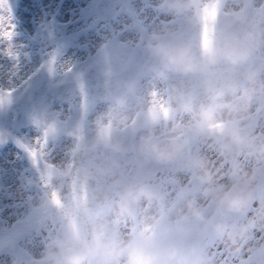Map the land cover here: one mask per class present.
Wrapping results in <instances>:
<instances>
[{
  "label": "clouds",
  "instance_id": "clouds-1",
  "mask_svg": "<svg viewBox=\"0 0 264 264\" xmlns=\"http://www.w3.org/2000/svg\"><path fill=\"white\" fill-rule=\"evenodd\" d=\"M133 29L97 46L94 106L60 65L79 114L32 118L29 264H264V0H142Z\"/></svg>",
  "mask_w": 264,
  "mask_h": 264
},
{
  "label": "flooded vegetation",
  "instance_id": "flooded-vegetation-1",
  "mask_svg": "<svg viewBox=\"0 0 264 264\" xmlns=\"http://www.w3.org/2000/svg\"><path fill=\"white\" fill-rule=\"evenodd\" d=\"M141 6L142 0H5V26L9 20L14 25L12 40L0 39V91L13 93L0 106L5 125L10 121L15 130L18 106H25L29 116L34 117L36 108L43 106L40 97L62 103V118L67 121L79 114L81 98L74 78L63 73L60 65L73 66L83 76L89 103L94 106L96 79L88 69L90 60L106 38L135 39L133 21ZM9 46L14 56L7 54ZM53 52L58 66L50 70L45 62ZM61 83L65 102L53 99L49 93ZM30 183L37 186L35 180Z\"/></svg>",
  "mask_w": 264,
  "mask_h": 264
},
{
  "label": "rangeland",
  "instance_id": "rangeland-1",
  "mask_svg": "<svg viewBox=\"0 0 264 264\" xmlns=\"http://www.w3.org/2000/svg\"><path fill=\"white\" fill-rule=\"evenodd\" d=\"M56 76L60 77V75ZM55 81L53 80L52 83ZM39 100H43L42 108H36L39 114L61 117L65 114V106L62 103L48 101L41 97ZM5 128L15 136L20 144L19 149L9 142L0 145V264H29V254L32 251L28 250L27 253L22 241L27 237H34L35 229L47 211L40 202L39 172L25 148L22 147V145L30 146L37 132L34 126L15 131L10 121L6 122ZM47 154L53 161L60 158L61 142L58 138L52 142ZM7 177L11 179V185L19 191L20 196L23 195L25 202L20 204L18 200H12L13 208L19 205L22 206V210H18L11 219L6 220L1 217V212L9 187ZM30 180H35L37 186H33Z\"/></svg>",
  "mask_w": 264,
  "mask_h": 264
},
{
  "label": "bare ground",
  "instance_id": "bare-ground-1",
  "mask_svg": "<svg viewBox=\"0 0 264 264\" xmlns=\"http://www.w3.org/2000/svg\"><path fill=\"white\" fill-rule=\"evenodd\" d=\"M9 175V174H7ZM8 178V177H7ZM9 187L7 189V196L3 202V209L1 212V217L4 219H11L13 215L18 211L22 210V206H16V208H13V202L12 200H18L20 204H23L22 202H25L23 195L20 196V193L17 189L14 188L13 185H11V179L8 178ZM24 247L29 251H33L35 249V240L34 237H27L23 239L22 241Z\"/></svg>",
  "mask_w": 264,
  "mask_h": 264
},
{
  "label": "snow or ice",
  "instance_id": "snow-or-ice-1",
  "mask_svg": "<svg viewBox=\"0 0 264 264\" xmlns=\"http://www.w3.org/2000/svg\"><path fill=\"white\" fill-rule=\"evenodd\" d=\"M6 11H8V9H6L5 7V0H0V39L10 42L12 40L13 33H14V25H12L9 20V22L7 23V26H5V21L7 18L3 13H5ZM6 51L10 57L14 56L11 46H9L6 49ZM51 63L52 61L49 62L50 70H51ZM8 92H11V91H8ZM22 147L25 148V151H27L28 155L31 157L33 163H36V158L38 154L37 149L31 146L22 145Z\"/></svg>",
  "mask_w": 264,
  "mask_h": 264
},
{
  "label": "water",
  "instance_id": "water-1",
  "mask_svg": "<svg viewBox=\"0 0 264 264\" xmlns=\"http://www.w3.org/2000/svg\"><path fill=\"white\" fill-rule=\"evenodd\" d=\"M64 88H65L64 85L61 84L58 87L50 89V94H52L54 98H59V99L65 100L66 98L63 97V89ZM18 109H19V112H18L19 117L15 121L14 127L16 129H19L21 127H27V126L31 125L32 119L27 116L25 106H23V105L18 106ZM9 139L14 140V138L10 134H8L4 131V125L2 123V118L0 117V143H4ZM261 189L262 188H260L258 190L259 194L261 192Z\"/></svg>",
  "mask_w": 264,
  "mask_h": 264
}]
</instances>
